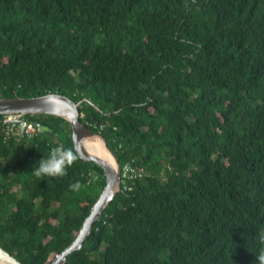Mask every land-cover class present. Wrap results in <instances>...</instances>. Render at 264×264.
<instances>
[{
    "label": "trees",
    "instance_id": "16d2710c",
    "mask_svg": "<svg viewBox=\"0 0 264 264\" xmlns=\"http://www.w3.org/2000/svg\"><path fill=\"white\" fill-rule=\"evenodd\" d=\"M49 93L89 101L82 123L121 167L146 172L67 264H256L264 0H0V98ZM32 118L45 135L0 131V245L44 264L74 242L106 179L65 120ZM55 147L76 161L35 177Z\"/></svg>",
    "mask_w": 264,
    "mask_h": 264
},
{
    "label": "water",
    "instance_id": "95a60500",
    "mask_svg": "<svg viewBox=\"0 0 264 264\" xmlns=\"http://www.w3.org/2000/svg\"><path fill=\"white\" fill-rule=\"evenodd\" d=\"M91 104L84 100L76 103L67 96L49 93L38 97L0 98V115L24 114L27 116H54L65 120L72 130L74 151L80 161L94 164L104 172L106 187L98 201L91 209L74 242L62 252H52L44 264H67L68 257L81 251L86 241L91 237L94 226L102 219L108 208L122 193L121 166L110 150L107 140L99 134H94L81 121V108ZM98 110V109H97ZM102 146L107 159L98 157L93 151ZM0 264H22L0 245Z\"/></svg>",
    "mask_w": 264,
    "mask_h": 264
},
{
    "label": "built area",
    "instance_id": "2783aa9c",
    "mask_svg": "<svg viewBox=\"0 0 264 264\" xmlns=\"http://www.w3.org/2000/svg\"><path fill=\"white\" fill-rule=\"evenodd\" d=\"M84 118L81 115V120ZM87 126V125H86ZM88 127V126H87ZM89 128V127H88ZM104 126L100 131H104ZM0 131L4 134L5 140L16 138L17 140H32L46 134L47 127L43 122L34 120L32 116L24 114L0 115ZM146 176L144 169L137 168L131 164L121 167V189L125 193L132 192L135 181Z\"/></svg>",
    "mask_w": 264,
    "mask_h": 264
},
{
    "label": "clouds",
    "instance_id": "9594fccd",
    "mask_svg": "<svg viewBox=\"0 0 264 264\" xmlns=\"http://www.w3.org/2000/svg\"><path fill=\"white\" fill-rule=\"evenodd\" d=\"M77 156L71 149L63 147L51 148L46 158L39 159L38 165L31 170L32 174L41 178L43 176H62L66 168L76 161ZM70 187L74 190L80 188V183L76 182ZM256 244V264H264V229H260L255 237Z\"/></svg>",
    "mask_w": 264,
    "mask_h": 264
},
{
    "label": "bare ground",
    "instance_id": "6f19581e",
    "mask_svg": "<svg viewBox=\"0 0 264 264\" xmlns=\"http://www.w3.org/2000/svg\"><path fill=\"white\" fill-rule=\"evenodd\" d=\"M98 157L103 158V159H107V155L104 151V148L102 146L97 147L94 151H93Z\"/></svg>",
    "mask_w": 264,
    "mask_h": 264
}]
</instances>
